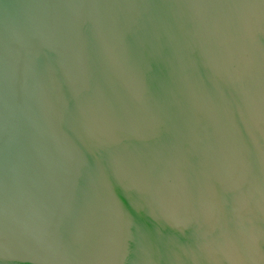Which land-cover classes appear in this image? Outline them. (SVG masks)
Masks as SVG:
<instances>
[{
  "label": "water",
  "instance_id": "1",
  "mask_svg": "<svg viewBox=\"0 0 264 264\" xmlns=\"http://www.w3.org/2000/svg\"><path fill=\"white\" fill-rule=\"evenodd\" d=\"M0 264H264V0H0Z\"/></svg>",
  "mask_w": 264,
  "mask_h": 264
}]
</instances>
